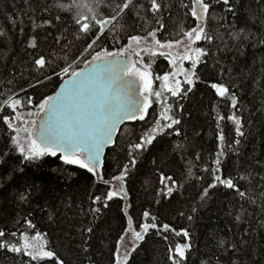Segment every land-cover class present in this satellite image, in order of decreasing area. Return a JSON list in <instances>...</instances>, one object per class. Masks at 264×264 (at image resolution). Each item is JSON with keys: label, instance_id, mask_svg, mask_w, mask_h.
<instances>
[{"label": "snow or ice", "instance_id": "obj_1", "mask_svg": "<svg viewBox=\"0 0 264 264\" xmlns=\"http://www.w3.org/2000/svg\"><path fill=\"white\" fill-rule=\"evenodd\" d=\"M22 3L28 10L32 31L35 33L37 27L44 28L45 41L50 36L52 45H59L61 49L63 34L57 35L47 29L64 21L61 12L76 10L72 17V31L76 40L84 42L81 60L84 66L77 70L75 61L66 66L58 64L52 49L37 55L40 50L38 37L32 35L28 38L25 50H33L29 53L31 60L25 69L28 87L18 90L10 87L16 79L13 67L8 92H0L4 97L0 100V129L7 133V151L0 156L8 157L15 152L22 158L21 163L36 165L45 157H52L65 166H75L89 173L94 184L105 186L100 194L91 196V204L97 205L89 209L94 220L102 215V209L110 207V202H123L118 204V210L122 213L124 226L115 240L110 264H129L133 254L152 234L169 244L167 251L171 264H187L188 254L193 251L191 232L187 228L177 231L162 220L161 213L164 201H170L183 185L154 160L159 184L154 198L156 213L144 210L136 220L130 211L128 184L132 173L137 170L140 156L155 146L158 137L181 135L176 126L181 125L182 118L177 117L176 106L182 117L185 108L182 101L190 98L197 83H205L230 114L216 112L214 116L218 129L217 145L207 161L201 152H189L195 162L203 164L201 171L205 175L197 178L203 181L210 176L211 179L200 192L199 202L191 208L192 214L186 218L189 222L194 220L200 209L207 205L213 190H228L238 197L240 204L239 212H231L233 223L243 225L247 219L248 226L238 228L230 238L214 239L207 258L202 259L201 264H264V243H259L256 238L264 229V175L257 172V178L253 176L255 169L249 171L243 167L235 176L224 174L225 163L230 157L240 159L241 146L250 135L245 131L242 101L250 88L264 92V75L259 79L253 75L255 57L251 66L246 63L247 49H264V0H188L186 3L181 0L180 7L184 16L191 18V23L181 26L175 38L166 39L158 37L167 30L163 14L168 9L160 0H147L146 4H140L139 0H93L91 4L77 0L71 3L67 0H53L51 3L45 0L42 4L38 0L36 3L34 0H22ZM218 8L222 12L214 17L213 13ZM43 13H48V17L43 18ZM37 14L42 17L39 25L36 23ZM149 14L156 26L145 28ZM7 19L13 26L18 23L13 15ZM19 24V32L23 36L22 19ZM110 28L111 38L119 43L115 50L105 48L102 42L108 38ZM4 37L6 33L0 31V38ZM89 55L90 59L87 58ZM160 59L167 62L168 70L163 73L154 71V65ZM185 62L190 67H186ZM242 63L244 68L240 67ZM259 65L264 70V54L259 57ZM19 75L21 79L25 78L24 72ZM214 76L216 79L212 82ZM225 77L232 83L221 82ZM54 78L62 81L54 94L37 99L35 91H30L38 90ZM261 100L264 101V96ZM248 111L252 115V109ZM256 112H264V104L257 106ZM126 121L140 122L145 127L139 134L134 131L133 138L128 141L124 149L127 162L106 177L105 148L116 144L115 134ZM225 121L234 126L235 137L232 140L224 131L222 122ZM193 131L199 135L195 128ZM185 148L177 145L176 150L183 156ZM20 171L23 172V168ZM186 174L192 175L191 165ZM257 193L259 204L254 198ZM32 199L30 193L12 194L14 202L30 204ZM245 204L253 209L258 207L260 216L257 217L255 211L249 213ZM180 215L185 214L180 212ZM21 224L24 230H21ZM36 227L31 218H25L17 220L13 229H0V252L20 257L19 264H67L49 247L46 233L35 231L33 235L29 234L27 230H35ZM98 228L99 224H89L79 229L85 255L89 253L90 240ZM228 231L232 232V229ZM169 234L181 239L173 243Z\"/></svg>", "mask_w": 264, "mask_h": 264}, {"label": "trees", "instance_id": "obj_2", "mask_svg": "<svg viewBox=\"0 0 264 264\" xmlns=\"http://www.w3.org/2000/svg\"><path fill=\"white\" fill-rule=\"evenodd\" d=\"M36 2L37 0H34V3ZM38 2L42 4L45 3V0H38ZM48 2L51 3L53 0H48ZM71 2L72 0H67V3ZM77 2L91 4L93 0H77ZM160 2L168 9L163 14L167 30L163 34H158V37L161 39L175 38L179 28L190 24L191 18L184 16V11L180 7L181 0H160ZM184 2L186 3L188 0H184ZM139 3L146 4L147 0H139ZM27 11L22 0H0V31L6 33V37L0 38V92H8L9 86L7 85L13 67L16 69V79L10 87L16 90L20 87H28V75L25 69L31 60L29 53L33 50L26 51L25 45L32 35L38 37L40 44L37 55L41 52L48 53L52 49L56 53L58 64L66 66L67 63L75 61L77 70L84 66L81 62L84 42L76 40L72 31V17L75 15V9L72 13L61 12L60 14L65 17L64 21L56 27L47 29L48 32L57 35L63 34V49L59 45L53 46L50 36L45 41L46 30L44 28L37 27L35 33L32 31L33 25L28 18ZM221 12L222 9L218 8L213 16L218 17ZM141 13L143 14V10ZM9 15L17 18L18 23L15 26L8 21ZM48 15V13L42 14L43 18H47ZM134 18L135 13L133 12ZM20 19L23 20V36L19 32ZM41 22V14H37V25ZM241 22H243V17H241ZM129 23L131 24L132 21ZM150 26L155 27L156 25L152 23L149 14V19L145 22L144 27ZM112 35L110 28L107 33L108 38L102 41L103 46L109 50L119 47L117 40L111 38ZM261 54H264V49L255 51L251 48L247 49L246 63L251 66L255 57L256 67L253 75L257 79L264 75V70H261L259 65ZM87 58L90 59V55ZM240 67L244 68L245 65L242 63ZM167 70V62L163 59L158 60L154 65V71L157 73ZM20 72H24V79L20 78ZM205 79L208 78L205 77ZM215 79L214 76L212 82H215ZM60 82L61 79L54 78L41 85L38 90L30 89V91H35L36 97L39 99L40 96L54 94ZM221 82L231 84L232 80L225 77ZM248 91L249 94L244 97L242 106L244 107L245 131L250 135L241 146L240 159L230 157L225 163V176L237 175L238 170L242 167L249 171L255 169L253 176H257V172L264 175V112L259 114L256 112L257 106L264 104V101L261 100L264 92H260L257 88H250ZM3 98L0 96V100ZM182 103L185 106L182 117L178 105L176 106L177 117L182 118L181 125L176 126L181 131V135L158 137L155 146L139 158L137 170L132 173L128 184L132 204L130 211L136 220L140 219L144 210L156 213L157 206L154 203V198L159 184L156 165L153 161H158L164 171L174 174L179 184L183 185L176 190L170 201H164L161 207L162 220L171 224L177 231L183 228L189 229L193 237V251L188 254L187 264H201V260L207 258L214 239L223 236L230 238L238 228L248 225L247 219L243 225L233 223L231 212H239L240 204L238 197L223 188L213 190L207 205L200 209L192 222L187 220V215L192 214L191 208L199 202L200 192L211 179L210 176H207L203 181L197 178V176L205 175L201 171L203 164L195 162L194 156L189 155V152L193 150L201 152L204 161H207L209 154L215 152L217 145L218 129L214 116L216 112L225 115L230 113L205 83H197L190 98ZM249 109H252V115H249ZM222 124L227 138L234 139V126L231 122L225 121ZM144 127L145 125L140 122L135 124L127 122L121 127L116 137V144L108 148L103 157L106 177H110L122 163L127 162L124 149L128 141L133 138V132L139 134ZM193 128L199 135L195 134ZM6 138L7 133L4 129H0V153L7 151ZM177 145L186 146L183 156L176 150ZM21 161L22 158L15 152L8 157L0 156V229H13L17 220L23 221L25 218H31L37 227L35 230H27L29 234L33 235L35 231L46 233L49 247L59 253L67 261V264H110L115 240L124 226L122 213L118 210V204L123 202H110V207L102 209V215L94 220L89 209L90 206L97 207V205L91 204V196L100 194L105 188L104 185L94 184L89 173L75 166H65L57 158L45 157L38 165L21 163ZM189 165H191V176L186 174ZM21 168H23V172L20 171ZM69 172L71 176H69ZM16 192L32 194L31 203H21L18 200L14 202L12 194ZM258 196L259 193L254 197L257 198V204H259ZM245 207L249 213L255 211L256 216H260L258 207L253 209L247 204ZM180 212H184L185 215L181 216ZM257 223L258 220L254 221L253 226L255 227ZM89 224H99V228L90 240L89 253L85 255L82 251L79 229L87 227ZM20 227L21 230H24L23 224ZM229 228L232 229V232L228 231ZM169 235L173 243L181 239ZM256 238L259 243H264V229L259 231ZM146 240L147 242L133 254L129 264H171L168 260L169 244L167 242L154 234L149 235ZM20 260V257L0 252V264H19Z\"/></svg>", "mask_w": 264, "mask_h": 264}, {"label": "water", "instance_id": "obj_3", "mask_svg": "<svg viewBox=\"0 0 264 264\" xmlns=\"http://www.w3.org/2000/svg\"><path fill=\"white\" fill-rule=\"evenodd\" d=\"M78 70H79V69H78ZM61 83H62V81L60 82V84H61ZM60 84H59V86H60ZM59 86H58V89H59ZM58 89H57V90H58ZM57 90H56V91H57ZM56 91H55V92H56ZM127 122H128V121H126L125 123H123V124L120 125V127H119L117 133L115 134V138L117 137V134H118L119 130L121 129V127H122L123 125H125ZM112 146H113V145L107 146V147L105 148V152H106V150H107L108 148H110V147H112ZM105 152H104V155H105Z\"/></svg>", "mask_w": 264, "mask_h": 264}, {"label": "rangeland", "instance_id": "obj_4", "mask_svg": "<svg viewBox=\"0 0 264 264\" xmlns=\"http://www.w3.org/2000/svg\"><path fill=\"white\" fill-rule=\"evenodd\" d=\"M185 66L186 67H190V64H188L187 62H185Z\"/></svg>", "mask_w": 264, "mask_h": 264}]
</instances>
